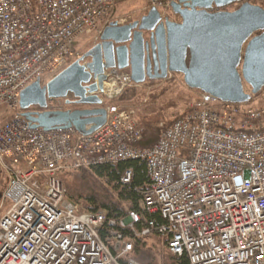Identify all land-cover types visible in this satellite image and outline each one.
<instances>
[{"label": "built area", "instance_id": "obj_1", "mask_svg": "<svg viewBox=\"0 0 264 264\" xmlns=\"http://www.w3.org/2000/svg\"><path fill=\"white\" fill-rule=\"evenodd\" d=\"M128 1L0 0V107L11 113L0 124V165L7 177L0 264H137L130 257L133 237L152 234L188 264H264V106L199 91L152 145L138 147L134 111L111 102L136 85L127 70L112 68L105 82H112V91L100 95L106 120L93 133L46 131L23 117L21 90L36 79L47 82L79 58L73 47L82 36L99 38L108 24H124L129 15L115 11ZM147 1L162 19L167 15L168 3ZM64 108L63 100L48 99L46 109L29 110ZM127 160L145 162L141 208L161 219L138 232L133 226L140 214L116 221L105 210H82L66 197L59 177ZM131 177L126 169L119 182L128 184ZM105 226L109 235L103 239Z\"/></svg>", "mask_w": 264, "mask_h": 264}, {"label": "water", "instance_id": "obj_2", "mask_svg": "<svg viewBox=\"0 0 264 264\" xmlns=\"http://www.w3.org/2000/svg\"><path fill=\"white\" fill-rule=\"evenodd\" d=\"M169 6L178 21L162 19L152 6L138 20L112 22L98 43L46 84L34 80L19 94L23 117L46 131L73 127L82 135L93 133L106 120L97 93L104 92L105 71L115 67L128 69L135 84L181 74L188 88L232 103H245L264 87L261 6L248 0H171ZM57 98L77 108L28 110L46 109L47 100Z\"/></svg>", "mask_w": 264, "mask_h": 264}, {"label": "rangeland", "instance_id": "obj_3", "mask_svg": "<svg viewBox=\"0 0 264 264\" xmlns=\"http://www.w3.org/2000/svg\"><path fill=\"white\" fill-rule=\"evenodd\" d=\"M166 4L169 0H159ZM250 3L259 5L264 9V0H248ZM147 0H132L120 3L116 7L115 15L126 17L122 23L137 20L143 12L148 9ZM236 4L225 7V10H233ZM144 8V9H143ZM173 17L172 15H170ZM99 41L94 34L84 35L78 39L73 49L80 56ZM44 84V83H43ZM245 91L249 88L245 86ZM199 91L185 86L179 75L165 80H146L144 83L127 88L114 100V103L123 108H130L135 113V119L141 128V139L147 137L156 139L165 126L174 118L189 110ZM247 107L258 108L264 106V87L246 103ZM10 111L6 107H0V124L10 118ZM149 140V139H147ZM87 168H80L62 172L59 177L66 192L71 191L73 198L83 208L85 196L97 193L112 196L104 180L96 178L91 173L83 172ZM7 184V177L0 165V215L5 211L7 205L2 199V192ZM79 206V205H78ZM79 206V207H80ZM80 207V208H81ZM103 210V209H100ZM138 248L133 249L130 257L137 264H178L172 254L165 250L162 238L157 234L150 235Z\"/></svg>", "mask_w": 264, "mask_h": 264}, {"label": "trees", "instance_id": "obj_4", "mask_svg": "<svg viewBox=\"0 0 264 264\" xmlns=\"http://www.w3.org/2000/svg\"><path fill=\"white\" fill-rule=\"evenodd\" d=\"M157 138H149L148 136L147 139L149 140L146 139L139 141L136 143V146L149 147L157 140ZM126 169L132 170V177L128 184H121L119 182V178ZM82 170H84L83 172L91 173L96 178L104 180L110 190V193L112 194V196H108L107 194L97 195V193H94L89 196H85L82 208L80 206L81 203L79 204V202L73 200V198L77 197L73 196L71 191L66 192L65 190L66 197L70 201L78 204L82 210L100 211V209H103L106 211L108 218H113L116 221L122 216H126L130 213H138L141 215V219L140 221L134 223V232L140 231L147 221H150L151 219H154L156 222L161 221L160 216L157 213H148L146 210L141 208L140 202L142 193L146 190L148 184L146 166L143 160H127L116 164H100ZM116 227L118 226H115V228ZM108 231L109 228L105 226L100 230V237L106 239L109 235ZM123 231L132 237L133 232L130 229H123ZM149 236L133 237V249L138 248ZM162 243L165 245L164 239H162ZM164 248L168 252L166 246ZM172 257L178 264H188V260L185 255L176 256L172 254Z\"/></svg>", "mask_w": 264, "mask_h": 264}, {"label": "bare ground", "instance_id": "obj_5", "mask_svg": "<svg viewBox=\"0 0 264 264\" xmlns=\"http://www.w3.org/2000/svg\"><path fill=\"white\" fill-rule=\"evenodd\" d=\"M111 88H113V84H112V82H107V83L105 84V86H104V92H105L106 94H110L111 91H112Z\"/></svg>", "mask_w": 264, "mask_h": 264}, {"label": "crops", "instance_id": "obj_6", "mask_svg": "<svg viewBox=\"0 0 264 264\" xmlns=\"http://www.w3.org/2000/svg\"><path fill=\"white\" fill-rule=\"evenodd\" d=\"M172 20L178 21L177 16H173V17H172ZM183 114H184V113L180 114L179 116H181V115H183ZM169 124H170V123H169ZM169 124H168V125H169ZM161 132H162V131H161ZM161 132H160V134H161ZM160 134H159V136H160Z\"/></svg>", "mask_w": 264, "mask_h": 264}, {"label": "flooded vegetation", "instance_id": "obj_7", "mask_svg": "<svg viewBox=\"0 0 264 264\" xmlns=\"http://www.w3.org/2000/svg\"><path fill=\"white\" fill-rule=\"evenodd\" d=\"M74 106H76V105H74ZM69 107H73V105H70Z\"/></svg>", "mask_w": 264, "mask_h": 264}]
</instances>
